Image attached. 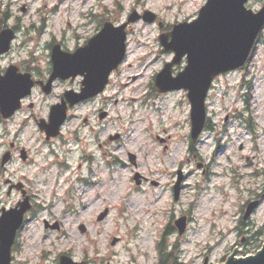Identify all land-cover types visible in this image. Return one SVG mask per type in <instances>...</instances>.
I'll use <instances>...</instances> for the list:
<instances>
[{
    "label": "rangeland",
    "instance_id": "obj_1",
    "mask_svg": "<svg viewBox=\"0 0 264 264\" xmlns=\"http://www.w3.org/2000/svg\"><path fill=\"white\" fill-rule=\"evenodd\" d=\"M205 1L0 0L6 24L16 27L11 48L0 56V72L32 57L45 65L53 42L72 51L104 21L118 25L133 10L155 14L152 22L127 25L124 61L102 93L68 111L57 136L45 140L32 120L20 125L27 110L0 120V159L14 136L29 155L23 161L17 152L5 168L0 164V207L7 209L20 197L5 194L10 173L29 189L35 204L12 245V264H58L62 252L86 264H157L161 239L168 249L176 245L183 264H224L234 250L237 259L261 249L264 29L243 68L214 78L205 100L209 129L195 143L189 137L186 91L159 93L152 85L173 56L161 51L158 36L175 23L193 20ZM258 2L264 0H249L247 6L255 10ZM75 86L58 81L49 96L34 90V113L45 117L48 106ZM251 201L257 204L244 219ZM182 215L186 229L179 235L173 222Z\"/></svg>",
    "mask_w": 264,
    "mask_h": 264
},
{
    "label": "water",
    "instance_id": "obj_2",
    "mask_svg": "<svg viewBox=\"0 0 264 264\" xmlns=\"http://www.w3.org/2000/svg\"><path fill=\"white\" fill-rule=\"evenodd\" d=\"M248 1L206 0L193 20L175 23L170 31L159 35V41L163 47L161 51H172L174 55L156 73L153 87L159 92L186 90L190 103L192 142L197 140L204 128L205 100L213 79L221 73L244 65L264 26V8L256 12L246 5ZM140 18L152 22L155 14L150 11L140 14L133 10L127 20L119 25L106 21L83 46L77 47L72 52L63 50L59 43L52 46V71L45 84L44 92H50L55 78H73L80 74L83 79L79 92L66 90L62 101L51 106L48 121L40 120L38 123L40 129L44 130L46 138L59 133L60 126L66 119L68 105L73 106L103 91L111 71L117 69L124 60L127 24ZM13 38L14 30L11 27L6 26L0 30V55L10 49ZM183 59H185V65L173 74L174 66H180ZM17 70V66L11 64L3 74H0V114L4 118L10 117L15 112L20 106V99L30 93L34 84L29 73H20ZM101 116H104V113ZM114 137L117 135L110 136L111 139ZM10 157L9 151L4 152L1 165L8 162ZM21 158H26L24 150L21 151ZM130 159L133 160L134 156L131 155ZM134 179L137 184L141 182L138 173H135ZM180 181L181 175L178 176L173 187L174 199L178 198ZM14 186L21 190L23 198L8 209L2 208L0 264H11V248L17 230L23 224L24 215L31 207L29 196L21 187L22 183L14 184ZM256 204L257 201L247 204L244 219L248 217ZM105 214L106 210L102 211L98 219ZM174 224L178 234H182L186 229V216L178 217ZM45 226L47 227L48 224L46 223ZM79 228L82 232L84 231V225H80ZM237 253L234 250L224 264H264V243L255 255L235 259L234 254ZM58 264H86V262L76 261L68 254H61Z\"/></svg>",
    "mask_w": 264,
    "mask_h": 264
},
{
    "label": "flooded vegetation",
    "instance_id": "obj_3",
    "mask_svg": "<svg viewBox=\"0 0 264 264\" xmlns=\"http://www.w3.org/2000/svg\"><path fill=\"white\" fill-rule=\"evenodd\" d=\"M39 61L40 60L37 61L35 58L32 57L30 60L27 59L22 64H18L17 65V67H18L17 72L29 73L30 77L34 80V86L32 87L31 94H29L28 96H26V97L21 99L20 107L18 108L16 113L13 116L10 117V119H12L17 113H19V112H21L23 110H27L26 118H20L21 123H19V124L22 125L23 127H25L27 125V122H29L31 120L33 122H35V124L37 125L39 120H41L42 118H47L48 117L49 108L52 105V104H50L48 106V109H47L48 112L46 113L45 117H43V116L41 117L40 115L34 113V111L36 110L35 103L30 100L34 90L37 89V90L40 91V93L49 96V95H52L54 87L56 86V83L58 81H68L73 86H74L75 83H77V86H75L74 88L71 87V89H74V90H79V88L81 86V76H79V75L76 76L75 78L71 77V78H67V79H56V80H54V82L52 84L51 91L49 93H45L44 92V87H45V84H46V82H47V80H48V78L50 76V73H51L52 61H51L50 55H48V59H47V62L45 63V65H40ZM1 71L3 72L4 69H1ZM62 98H63V93L59 95V97H58V99L56 101L62 100ZM88 101H89V99H87V100H85L83 102H79L76 105H74L73 107L69 108L68 111L71 110V109H74L76 106L80 105L81 103H85V102H88ZM68 116H69V112H68ZM17 138H18V136H14L8 142L7 151L8 150L11 151L12 155H11V158L8 161L7 164H9L15 158V155L17 154V152H18V157L20 158V153L19 152L21 151V149H25L20 144V141L17 140ZM45 140H48V139L45 138ZM25 155H26V159H21V158L20 159L23 160V161H27L29 159V155H28V152H27L26 149H25ZM5 180H9V182L6 184V187H5V194L6 195H11V194H14V193H19L20 197L17 199V201L19 202V200L21 199V195L22 194H21V191H19L14 186V184L16 182H21V180H15V178L13 177V173L8 174V177H6ZM10 186H11V188H10ZM23 187L22 188L25 190L26 194L29 195V199H30V202L32 204L30 210L28 211V213H30L31 211L34 210V205H35L34 204V200H33V196L29 192L28 188H26L25 186H23Z\"/></svg>",
    "mask_w": 264,
    "mask_h": 264
},
{
    "label": "trees",
    "instance_id": "obj_4",
    "mask_svg": "<svg viewBox=\"0 0 264 264\" xmlns=\"http://www.w3.org/2000/svg\"><path fill=\"white\" fill-rule=\"evenodd\" d=\"M7 19H8V14L6 10L2 9L0 6V28L6 25ZM205 129H209L208 122L205 125ZM254 234H256V232L251 233L248 239L252 238ZM257 234H260L264 238V229H260L259 231H257ZM176 249H177L176 245L174 246L172 245L171 248L168 249L167 246L163 244L162 240L158 241L156 244V251L158 255L157 264H183L181 262H178V254L175 252Z\"/></svg>",
    "mask_w": 264,
    "mask_h": 264
},
{
    "label": "clouds",
    "instance_id": "obj_5",
    "mask_svg": "<svg viewBox=\"0 0 264 264\" xmlns=\"http://www.w3.org/2000/svg\"><path fill=\"white\" fill-rule=\"evenodd\" d=\"M261 8H264V3H256L255 5V11L259 12Z\"/></svg>",
    "mask_w": 264,
    "mask_h": 264
},
{
    "label": "bare ground",
    "instance_id": "obj_6",
    "mask_svg": "<svg viewBox=\"0 0 264 264\" xmlns=\"http://www.w3.org/2000/svg\"><path fill=\"white\" fill-rule=\"evenodd\" d=\"M189 5V4H188ZM186 6V5H185Z\"/></svg>",
    "mask_w": 264,
    "mask_h": 264
}]
</instances>
